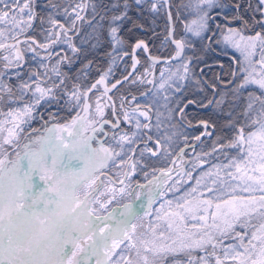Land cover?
<instances>
[{
    "label": "snow or ice",
    "instance_id": "snow-or-ice-1",
    "mask_svg": "<svg viewBox=\"0 0 264 264\" xmlns=\"http://www.w3.org/2000/svg\"><path fill=\"white\" fill-rule=\"evenodd\" d=\"M173 7L0 0V132L85 119L118 164L131 158L137 175L164 165L173 198L198 204L172 264H264V0Z\"/></svg>",
    "mask_w": 264,
    "mask_h": 264
},
{
    "label": "flooded vegetation",
    "instance_id": "flooded-vegetation-1",
    "mask_svg": "<svg viewBox=\"0 0 264 264\" xmlns=\"http://www.w3.org/2000/svg\"><path fill=\"white\" fill-rule=\"evenodd\" d=\"M80 123L82 122L78 124ZM90 129L57 128L45 139V135L42 134L36 145L27 142L21 145V151L18 147L14 148L17 157L13 161L23 160L10 170L7 178L0 177V186H5V199L12 195L14 209L20 210L22 215L21 217L19 214L14 215L11 210L5 214L3 209L5 203L0 200V264H32L36 262L38 250L42 251V258H39L42 261L35 264H83L86 257L89 264L93 262L97 264L92 255L88 256L90 247L96 248L97 244L102 247L104 244L105 248L107 239L109 244L110 240L120 239L119 236H110L116 227L111 226L114 220L117 222L121 220L122 211L129 206L119 210L117 207L122 204H110L107 213L102 214L98 211H105L104 206L95 199L99 193L96 192L94 198H91V186L100 182L98 189L101 191L103 182L109 180H100L95 171L98 172V168L104 164L108 165H105V168L112 169L113 165L118 163L116 157L97 140L95 133L91 136V143L94 141V153L96 154V146L104 147L107 151L105 158L95 160L94 164L92 161L88 162L84 167L93 165V170L85 176H81L80 172L72 178L77 165L88 154ZM24 137L28 139L27 134ZM130 160L131 158L128 162ZM156 179L154 176L153 180ZM117 183L120 182H116L115 189L111 190V199L121 195L115 192L120 189ZM142 183L144 184V182L137 184ZM15 192L17 194L14 195ZM144 192L143 190L130 206L135 207L136 211H146L142 208L141 202L142 199H146ZM0 199H3L1 195ZM82 207H85L84 211ZM110 211L114 213L108 216ZM69 220L74 222L70 224ZM26 222L32 223L27 224L25 228ZM92 222L96 223L94 228L86 230ZM127 224L128 221L124 224L123 230ZM78 227L85 229V234H82L80 229L77 230ZM66 231L72 232L71 236H67L70 242L67 250L66 246L60 244ZM30 245L34 246L30 248Z\"/></svg>",
    "mask_w": 264,
    "mask_h": 264
},
{
    "label": "rangeland",
    "instance_id": "rangeland-1",
    "mask_svg": "<svg viewBox=\"0 0 264 264\" xmlns=\"http://www.w3.org/2000/svg\"><path fill=\"white\" fill-rule=\"evenodd\" d=\"M238 26V25H237ZM231 61L226 60V64H229ZM87 121H85V124L83 122V125L80 127H86ZM15 125L10 124L8 128L4 129L3 132H0V135L3 133V135L7 134L6 137L9 138V136H13L18 131L17 128L14 127ZM79 128V126H77ZM6 130V132H5ZM96 160H100V158H105V155L107 153L106 149L101 146H96ZM98 156V157H97ZM14 158L11 157H2L0 159V177L2 179H5L10 174V170L14 169L16 166L21 164L22 160L20 161H13ZM79 159V158H78ZM112 159V158H111ZM129 159V158H128ZM128 159L123 160L122 168L124 166V174L120 178H118L117 186L123 189H125V194L127 196H130V198L135 199L136 197L141 194V192L144 190L146 199H142V208L145 210L151 208L149 211H153V216L150 217L151 222V228L149 231H143L142 237L133 243V245L137 246L136 250L135 248L132 249V252L130 254L131 259L128 260L125 264H155L159 263L164 257L166 256H174V253L177 252L181 245L185 243L188 239L189 233L195 231L194 228L188 227V225H192L195 223H198L195 219L197 210H198V204L193 203H183L176 201L173 197L174 194L168 195L165 199H158L156 196L159 190V179L154 181L149 178L144 181V184H137V182H140L143 177L146 175L141 173L137 175L138 169L134 166V162L132 159L130 162H128ZM149 164L151 167L158 166L155 164H152L151 161H149ZM107 165V164H106ZM93 165H89L84 167V169L81 171V176H85L88 173H90L93 170ZM150 172V171H148ZM147 172V173H148ZM104 176V175H102ZM101 179V178H99ZM103 187H107V191L109 193L103 194L101 193L100 196L96 197L99 201V203H108L107 199L110 198L111 190L115 189L116 181H112L111 179L105 180ZM98 188V182L90 188L91 192L95 191ZM128 190V192H127ZM89 196V195H88ZM160 196V195H159ZM157 197V198H156ZM130 199V201L132 200ZM158 200V203L155 206V201ZM160 200V201H159ZM4 204L6 200H1ZM129 202V201H128ZM153 203V204H152ZM182 203L181 207H178L177 204ZM152 204V205H150ZM85 210V207H82V211ZM137 213L136 208L129 207L122 211L121 213V220L119 222L115 221L112 223V226H116L115 229L111 232L110 236H119L122 238L125 237L126 229L130 225V221L132 220L133 215ZM123 218V219H122ZM146 218V217H145ZM128 221V224L125 226L123 230L124 224ZM150 225V224H149ZM148 227V226H146ZM106 239V238H105ZM108 239L104 240L105 242V248L104 244L102 247L97 244L95 251L91 252L89 250L88 256H93V258L96 259L97 264H104L106 256L104 255V249L106 251V248L109 247ZM84 242V241H83ZM132 242V241H131ZM136 244V245H135ZM132 245V243H131ZM83 264H89V259L86 257L84 258Z\"/></svg>",
    "mask_w": 264,
    "mask_h": 264
},
{
    "label": "trees",
    "instance_id": "trees-1",
    "mask_svg": "<svg viewBox=\"0 0 264 264\" xmlns=\"http://www.w3.org/2000/svg\"><path fill=\"white\" fill-rule=\"evenodd\" d=\"M47 2H48V0H37V3L41 6L46 4ZM179 3H180V0H173L174 7H173L172 11H173L174 17L176 14L175 5H177ZM221 22H225V21H221ZM164 24H165V21L163 19H161L159 21V28L157 29L158 32L163 33ZM237 25H238V22H236V24L234 26H237ZM181 30H182V24L180 22H177V36L181 35ZM85 31H87V28H85ZM123 34L128 35L129 39H131L132 41H135L137 39V37L135 35H130L127 32H125ZM150 35L151 34H149V36ZM159 39H162V36ZM159 39L156 40L157 45L159 44ZM104 50L105 49H100V55L95 56V60L97 63L101 62ZM167 54L168 53H164V55H167ZM221 57L222 58H220V59L223 60L225 63H226V60L227 61L229 60L227 57H224V56H221ZM90 58H92V57H90ZM79 67H80L79 63H77L76 65L73 66V69H72V75L73 76L75 74L76 69ZM95 75H96V73L93 72V76H95ZM196 112H198L199 115H196L195 113H193V117L195 120H197V121H199L201 119L210 120L213 123H215L217 125V128L219 129L221 120H219L216 115H213L208 110H204V109H198V110H196ZM71 115H72V113L67 114V116H71ZM67 116H65V119H67ZM45 118L47 119V113L45 114ZM62 123H60V124H62ZM10 124H8L5 127V129L8 128V126ZM53 124H55V123H53ZM48 126L49 125H41L39 127H33L31 129H28L25 126H16L15 125L14 127L17 128L18 131L16 132L15 135L9 136V138L6 137L7 134L3 135V133H2L0 135V159L2 157H8V156L15 159L17 157V154L15 153L14 148L18 147L20 149L19 151H21L22 150L21 145H25V144H27V142L29 144H33V145L35 144L36 145V143L39 142L41 135L45 132V130ZM124 127H127V126L125 125ZM29 130H31L33 132L29 133L28 132ZM202 130H203L202 128L198 127V128H194L192 131H194L196 134H199ZM166 131H167L166 128L161 129L162 134L165 133ZM209 131H212V129L209 128ZM5 132H6V130H5ZM26 134L28 136V139H26V137H24ZM21 139H23V140H21ZM205 139H207V138H205ZM122 164H123V162L119 163V164L116 163L113 165L112 169L111 168L109 169L108 167L102 168V170L104 172H106V174H107V176H105L104 178L105 179L111 178L113 181L115 180L117 182L118 181L117 179L120 178L121 176H123V174L125 172L123 170L124 166L122 168ZM170 165H171V163H168L167 166L169 168L173 167L171 170V171H173V176L175 175V172L182 175V173H180L179 168H176L175 166L170 167ZM163 167H164V165H158V166L152 167V168H156L157 170L152 171L150 169L149 170L150 172H148L147 175L145 177H143L140 181V182H144V181L148 180L149 178L155 176L156 174L160 173L161 174V184H160L159 190L157 191L158 194L156 195L158 197V199H160V200L162 198L163 199L167 198L168 195L171 196V194H174L173 185L171 183L172 177L169 175L168 172L161 170ZM120 183H121V181H120ZM137 183H139V182H137ZM106 188H107L106 186L102 187V190L98 191L99 196L101 193H103V194L109 193V191H107ZM115 192H119L118 194H121V195H119L118 197L116 196L114 199L105 198L108 202L105 204L102 203V205L104 206L103 209H105V211H98V213H102V214L107 213L106 210L109 209L110 204H114V203L124 204V203L130 201V199H132V198H130V196H127L125 194L126 193L125 189L121 188V186H120L119 191L115 190ZM127 192H128V190H127ZM110 194H112V193H110ZM157 203H158V200L155 201V206ZM152 204H150V205H152ZM150 209L151 208H149L148 210L146 209V211H137V213H135L133 215L132 220L130 221V225L126 229L125 237L123 236L120 239L110 240L109 247L106 248V250H107V262H106V264H125L128 260L131 259L130 254L132 252V249L135 248L133 243L138 241L142 237L143 231L147 232L151 228L150 217L153 216V211H149ZM146 226H148V227H146ZM131 243H132V245H131ZM136 248H137V246H136ZM136 248H135V250H136ZM180 258H182V257H180ZM172 261H173V257L166 256L159 263H155V264H172Z\"/></svg>",
    "mask_w": 264,
    "mask_h": 264
},
{
    "label": "bare ground",
    "instance_id": "bare-ground-1",
    "mask_svg": "<svg viewBox=\"0 0 264 264\" xmlns=\"http://www.w3.org/2000/svg\"><path fill=\"white\" fill-rule=\"evenodd\" d=\"M4 185H1L0 186V195L3 197V199H0V200H6L5 201V204H4V206H3V209H5L4 210V212H5V214H6V212L9 210H11V213L12 214H14V215H18L19 214V216L21 217V215H22V212L20 213V210H16V209H14V207H15V203L12 201V195H11V197L9 198V199H5V194H4ZM18 192V191H17ZM17 192H15L14 193V195L15 194H17ZM94 196H95V194L92 192L91 193V198L93 199L94 198ZM6 202H7V205H6ZM23 219H24V216H23ZM51 219V218H50ZM70 224H72L74 221L73 220H69L68 221ZM32 222H26L25 224V228L27 227V224H31ZM51 223V222H50ZM48 224V223H47ZM95 222H92L88 227H87V229L86 230H88V229H92V228H94V226H95ZM78 229H80V231H81V233L82 234H85L84 232H86L85 231V229H82V228H80V227H78L77 228V230ZM80 231H78V232H80ZM71 234H72V232L71 233H69V231H66L65 233H64V235L62 236L63 237V239L61 240V242H60V244H63V246H66V250L68 249V247H69V244H70V242H69V238H67V236H71ZM59 237H61V235H59ZM57 238V237H56ZM34 245H30V248H32ZM30 250V249H29ZM58 255V254H57ZM39 258H42V251H37V257H36V262H38V261H40L41 259H39ZM57 259H59V258H57ZM42 261V260H41ZM36 262H32V264H35ZM19 263H20V261H19ZM93 264H94V262H93Z\"/></svg>",
    "mask_w": 264,
    "mask_h": 264
},
{
    "label": "water",
    "instance_id": "water-1",
    "mask_svg": "<svg viewBox=\"0 0 264 264\" xmlns=\"http://www.w3.org/2000/svg\"><path fill=\"white\" fill-rule=\"evenodd\" d=\"M77 121H78V119L74 120V121L71 122L70 124H74V122H77ZM56 127L58 128L59 125H57V124L52 125V126L46 131L45 136H44V139H45L47 136L50 135V130L53 129V128H56ZM92 131H93V130H92ZM88 148H89L88 155H87L83 160H81V161L79 162V164H78L77 167H76L75 172H74L73 175H72V178H74V177H75V176L81 171V169H82V168H83L88 162L91 161V160H90V157L92 156V154L94 153V151H93V147H92L90 141H89V144H88ZM134 203H135V202L125 203V204H123L122 206L117 207V209L122 210V209H124V208H127L128 206H131V205L134 204ZM112 213H114V211H110V212L108 213V216H110ZM96 246H97V245H96ZM89 250H91V252H92V251H95L96 248H95V246H92V247H90Z\"/></svg>",
    "mask_w": 264,
    "mask_h": 264
},
{
    "label": "clouds",
    "instance_id": "clouds-1",
    "mask_svg": "<svg viewBox=\"0 0 264 264\" xmlns=\"http://www.w3.org/2000/svg\"><path fill=\"white\" fill-rule=\"evenodd\" d=\"M90 160L93 162V164L95 163L96 160V154L93 153L92 156L90 157Z\"/></svg>",
    "mask_w": 264,
    "mask_h": 264
}]
</instances>
